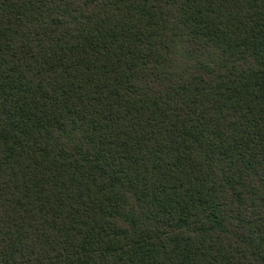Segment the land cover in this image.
<instances>
[{
	"label": "trees",
	"instance_id": "16d2710c",
	"mask_svg": "<svg viewBox=\"0 0 264 264\" xmlns=\"http://www.w3.org/2000/svg\"><path fill=\"white\" fill-rule=\"evenodd\" d=\"M0 264H264V0H0Z\"/></svg>",
	"mask_w": 264,
	"mask_h": 264
}]
</instances>
